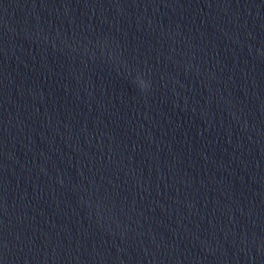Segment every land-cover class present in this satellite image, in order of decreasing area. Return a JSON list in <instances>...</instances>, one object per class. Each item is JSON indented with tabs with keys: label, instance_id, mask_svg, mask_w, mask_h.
Segmentation results:
<instances>
[{
	"label": "water",
	"instance_id": "obj_1",
	"mask_svg": "<svg viewBox=\"0 0 264 264\" xmlns=\"http://www.w3.org/2000/svg\"><path fill=\"white\" fill-rule=\"evenodd\" d=\"M0 264H264V0H0Z\"/></svg>",
	"mask_w": 264,
	"mask_h": 264
},
{
	"label": "clouds",
	"instance_id": "obj_2",
	"mask_svg": "<svg viewBox=\"0 0 264 264\" xmlns=\"http://www.w3.org/2000/svg\"><path fill=\"white\" fill-rule=\"evenodd\" d=\"M139 84L141 88H144L146 86L145 81L143 79H139Z\"/></svg>",
	"mask_w": 264,
	"mask_h": 264
}]
</instances>
